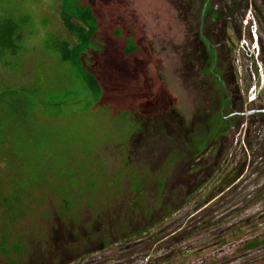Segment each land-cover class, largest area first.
I'll return each mask as SVG.
<instances>
[{"label":"rangeland","instance_id":"374dc122","mask_svg":"<svg viewBox=\"0 0 264 264\" xmlns=\"http://www.w3.org/2000/svg\"><path fill=\"white\" fill-rule=\"evenodd\" d=\"M40 1L51 2L19 3L30 6ZM103 1L112 10H119L118 16L138 34L143 51L135 58H124V63L115 54H100L98 62L107 65L114 85L91 110L82 111L89 99L74 103L59 117H38L41 123L37 121L38 127L31 132L6 121V137L0 143V201L7 198L13 202L16 220L13 224L10 211L0 208V242L5 237V248L11 254L9 259L0 252V264H59L63 258H76L75 264H154L147 261L163 253L164 260L170 261L181 253L177 250L206 244L203 240L202 244L178 246L174 242L176 229L171 227L179 218L181 223L190 209L182 208L184 196L202 185L204 175L215 176L218 166L232 169L238 163L244 168L237 182L241 191L237 193L264 185V126L253 124V119L238 118L234 131L218 137L216 152L211 149L199 161L189 151L196 135L203 132V137H208L213 114L218 113L219 99L224 97L203 73V49L195 44L196 29L206 23L202 14L208 0H202L205 3L199 12L201 0ZM226 2L212 3L222 8ZM178 3L189 6L187 18ZM216 24L208 26L211 32L206 31L213 44L218 40L214 34L218 31ZM199 36L203 37L201 32ZM96 50H101L100 45ZM236 55L221 47L217 50L224 88L232 93V104L236 97L247 100L255 83L259 90L262 78L254 82L256 74L252 71L250 80L247 65L252 70L264 68V63L255 60L253 64L246 57L237 62ZM45 57L39 52L29 61L43 67ZM52 67L50 63L44 66L40 75H46L50 82L71 77L69 65L57 63ZM139 69L157 77L155 83L166 88L165 105L158 106L160 97L157 105L152 101L154 97H148L158 86L139 74L136 84L143 86L145 92L138 93L145 102L134 103L135 92L129 87L131 72ZM239 71L245 75L243 78L237 76ZM136 132L140 136L130 141ZM125 157L131 158L125 163L134 165H124ZM127 177L138 183L141 180V193L133 189ZM176 208L179 212L166 219ZM224 210L220 207L214 217L220 218ZM150 228L145 235L149 243L129 251V255H119L118 250L126 248L121 243L125 237ZM160 231L161 238L152 239ZM104 237L110 238L108 243L113 245L107 252L101 246ZM12 249H21L22 254ZM222 249L208 246L200 255H191L185 264H210L222 256Z\"/></svg>","mask_w":264,"mask_h":264},{"label":"trees","instance_id":"16d2710c","mask_svg":"<svg viewBox=\"0 0 264 264\" xmlns=\"http://www.w3.org/2000/svg\"><path fill=\"white\" fill-rule=\"evenodd\" d=\"M211 4V0H208L202 16L207 18ZM118 12L119 10L105 6L103 0H51L50 3L40 1L30 6L20 4L19 0H0V143H4L3 138L6 137V121H12L23 131L31 132L38 127V117H59L64 108L89 99L82 108V111H88L106 98L108 89L114 84L108 77L107 65L98 62L100 54L103 55L107 51L111 55H117L124 63V58H135L143 51L138 34L125 24ZM97 45H100L101 50H96ZM39 52L46 56L43 67L29 61ZM49 63L53 67H56L57 63L69 65L71 77L65 79L64 76L50 82L46 75H40L41 70ZM205 65L203 73L208 80L216 83L215 88L223 91L224 97L219 99L218 113L213 114L208 127V137L204 138L202 132L192 139L193 145L189 147V151L196 155L197 161L211 149L215 148L216 152L218 137L228 136L237 125L239 117L232 113L241 110H234L231 106L232 93L224 88L223 71L219 69L217 53L211 46ZM131 73L133 78L129 87L135 92L134 103L135 100H143L138 91L145 92L143 86L138 87L136 84V74H139L147 81L153 80L151 83L158 86L152 90L153 93L149 90L151 95L148 97H154L152 101L155 105L157 97H160L158 106L165 105L163 100H166V88L160 83H155L157 77L143 69L133 70ZM135 108L141 109L139 106ZM126 110L131 109L126 107ZM135 136H140L139 132L134 133L130 141L135 140ZM127 159L131 158H124L123 163L126 166L130 164L124 162ZM243 168L244 164L238 163L232 169L218 166L215 170L217 175H204L202 185L198 184L184 196L182 208L190 209L181 219V223L179 218L171 224V227L176 229L174 242L179 246L182 243L202 244L205 240L206 244L177 250L176 252L181 253H177L170 261L164 260L163 253L152 260L150 257L147 262L185 264L191 255H200L204 248L219 246L220 249L223 248L222 256L215 258V262L210 264H264V185L252 191L247 189L244 193H237V190L241 191L237 185ZM191 173H195V170L192 169ZM127 179H131L133 189L141 193V180L138 183L134 178ZM12 203L6 198L5 201H0V208L10 211L12 217L9 219L14 224L16 213ZM219 206L225 207V210L217 219L214 215L218 214ZM179 210L176 208L169 212L166 219H171ZM150 231L151 228L125 237L121 243L126 248H120L119 255H129V251L138 250L149 243L151 240H145V235ZM161 234L162 231L154 234L152 239L161 238ZM102 239L101 246L103 251L107 252L113 245L108 243L110 238ZM134 240L137 242L132 244L131 241ZM5 243L4 237L0 242V252L10 259L11 254L5 248ZM14 252L22 254L21 249ZM62 261L63 259H60L59 264H62ZM68 261L75 264L77 260L71 258Z\"/></svg>","mask_w":264,"mask_h":264},{"label":"flooded vegetation","instance_id":"af4514ba","mask_svg":"<svg viewBox=\"0 0 264 264\" xmlns=\"http://www.w3.org/2000/svg\"><path fill=\"white\" fill-rule=\"evenodd\" d=\"M211 2H213V0H211ZM201 3L203 6L205 2L203 3L201 0ZM205 6H207V3ZM214 22H217L216 25L218 30L217 32H214V30L212 31L218 37L216 44H213L212 40L209 39V35H206V31L211 32L209 29H212L208 26ZM198 28L196 29V32L198 31V33L195 38V44L197 48L200 47L203 49L205 62L209 58L208 45H210L216 53L219 47L224 50L228 49L229 51H234V53H237V62H240L243 57H246L249 58L253 64L256 61L264 63V0H227L225 7L222 8L212 3L211 11L206 19V23H203L202 26ZM199 32H201L203 37L200 38ZM244 38L248 39L246 40ZM233 39L237 40V44ZM242 42L244 49L241 48ZM247 69V74H249V77L251 78H249L250 80H253L252 71L256 74L254 82H257V77L259 79L262 78L259 83V90L258 84H254L253 82L254 85L249 90L250 92L247 100L246 98L242 99L241 97H236V101L233 104L231 103V106L233 107L234 105L235 109L241 107V110L234 111L232 115L234 114V116L239 117L241 120L253 119V124L263 127L264 96L261 93H264V68L260 66V70H252L251 66L247 65ZM258 71L263 75L262 77ZM238 73L237 76L239 75L240 78L245 76H243V73L240 71ZM236 91L239 92L238 87L236 88ZM252 94H254L255 97L253 101L248 104V100ZM246 101L248 103H246ZM159 243H161V240H159ZM71 263V261H66L63 258L62 264Z\"/></svg>","mask_w":264,"mask_h":264},{"label":"water","instance_id":"95a60500","mask_svg":"<svg viewBox=\"0 0 264 264\" xmlns=\"http://www.w3.org/2000/svg\"><path fill=\"white\" fill-rule=\"evenodd\" d=\"M176 1V0H175ZM198 1V3H199V1L200 0H197ZM195 6V5H194ZM194 6H192L193 8H194ZM178 9H180L181 11H183V16H184V18H187L189 15H188V13L189 12H191V11H189V6L186 8V7H183V6H181L180 5V3H178ZM198 12L200 11V6L198 7ZM192 14H193V12H192ZM200 14V13H199Z\"/></svg>","mask_w":264,"mask_h":264},{"label":"built area","instance_id":"2783aa9c","mask_svg":"<svg viewBox=\"0 0 264 264\" xmlns=\"http://www.w3.org/2000/svg\"><path fill=\"white\" fill-rule=\"evenodd\" d=\"M241 48L244 49V48H243V42L241 43ZM254 97H255L254 94H252V95L250 96V98H249V100H248L249 104L253 101Z\"/></svg>","mask_w":264,"mask_h":264},{"label":"clouds","instance_id":"9594fccd","mask_svg":"<svg viewBox=\"0 0 264 264\" xmlns=\"http://www.w3.org/2000/svg\"><path fill=\"white\" fill-rule=\"evenodd\" d=\"M200 2V1H199ZM202 3L200 2V10H201ZM248 103V102H247ZM249 104V103H248Z\"/></svg>","mask_w":264,"mask_h":264}]
</instances>
